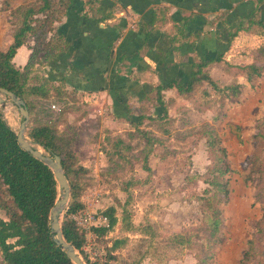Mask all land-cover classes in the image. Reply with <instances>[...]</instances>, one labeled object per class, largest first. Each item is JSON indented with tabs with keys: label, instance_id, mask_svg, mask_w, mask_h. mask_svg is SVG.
Listing matches in <instances>:
<instances>
[{
	"label": "rangeland",
	"instance_id": "1",
	"mask_svg": "<svg viewBox=\"0 0 264 264\" xmlns=\"http://www.w3.org/2000/svg\"><path fill=\"white\" fill-rule=\"evenodd\" d=\"M20 1L27 0H0V16H5L11 28L12 24L18 23L19 18L15 11L19 8L17 6ZM33 1L29 0V3ZM261 17H264L262 11L258 10L256 18L259 20ZM243 27L247 28L246 24H243ZM11 28L12 33L9 32L14 34V29ZM236 28L237 26L232 27L231 31ZM254 58L264 70V49ZM234 60L237 62L235 58ZM237 63L239 69L234 70V84L241 81L240 75L243 74L241 65L245 64H242L241 60ZM46 65L43 63L40 68L37 67L39 70L31 75V83L46 85L50 91H54L48 99H35V108L25 135L31 140L29 133L32 127L50 125L57 130L68 149H77L82 164L87 165L85 167L88 172L80 178V194L73 198L71 193L65 214L72 204L79 203L83 208L78 212L102 214L112 211L117 213L121 220L120 203H124L128 198V194L121 190V184L141 178L145 185L130 187L132 200L129 211L132 222L138 226L140 221L149 219L158 225L157 241L162 243L161 248L166 246L167 240L175 233L193 236L191 247L170 248L165 264H203L206 256L211 258L212 255L214 257L223 255L226 246L232 248L229 255L230 264H264L262 79L258 81V77H252L254 78L252 81L245 83L247 92L243 91L244 86H241L238 93L230 91L229 95H235L230 98V102H234L236 116L234 121L229 122L224 128L223 124L216 122L211 125L213 118L223 117L226 103L220 101L222 94L210 87H200L192 99L186 102L183 100L185 106L177 111V114L181 115V121L178 123H171V119L167 117L163 120L143 121L139 127H136V122L127 125L120 121V124L114 119L110 107H105L103 114H100L101 121L97 116L84 125L77 124L78 121L73 119L83 116V110L86 108L72 105L70 102L72 98L67 95L64 87L60 92H56L58 83L46 84L44 72ZM230 80L231 77L228 78V81ZM7 101L9 105L2 109L3 118L18 134L24 119L17 106L9 99ZM53 105L60 107L61 112L53 111ZM136 110L145 115L152 113V107L146 104L136 107ZM131 111L135 113L132 108ZM245 114H250V117H246ZM237 115L244 116V121L237 120ZM73 116L76 117L72 118ZM215 123L219 124V131L229 130L225 133L227 140L225 138L223 140L228 147L230 163L236 170L231 175L232 180L228 186L229 190L233 188L230 202L218 190L217 183L220 177L216 173L218 164L213 160L215 155L210 156L209 150L202 149L207 140L202 137L204 131L215 128ZM172 128L174 130L181 128L183 131L173 133ZM143 133L153 140L151 149ZM148 149L150 173L144 169ZM207 202L210 203L209 206ZM210 206L212 210L218 209L220 212L222 240L225 244L223 246L208 245L210 232L206 230L203 219L204 211L209 214ZM146 213L152 217L148 218V215L144 217ZM2 216L6 217L4 213ZM121 227L120 221L115 230L105 237L95 233L86 236L84 255L79 253L81 258L84 260L85 255L92 261L101 258L105 254V248L111 246V242L106 241L115 237H129V245L118 251L123 260L129 259L135 253V245L139 243L140 238L138 235L122 233L119 230ZM222 257L226 258L224 255ZM0 264H4L1 253ZM143 264L160 263L146 260Z\"/></svg>",
	"mask_w": 264,
	"mask_h": 264
},
{
	"label": "crops",
	"instance_id": "2",
	"mask_svg": "<svg viewBox=\"0 0 264 264\" xmlns=\"http://www.w3.org/2000/svg\"><path fill=\"white\" fill-rule=\"evenodd\" d=\"M235 1L231 4L228 0H77L49 34L48 40L59 34L65 37L68 46L45 66L46 79L58 84L63 81L64 90L72 98L71 104L86 108L83 116L73 119L84 125L97 116L101 121L105 107H110L117 122L127 125L137 123L140 116L144 117L143 121L168 117L171 123H178L181 115L177 111L185 106L183 100L192 99L200 87H210L220 92V101L226 103L223 117L213 118L211 125L216 122L224 128L236 116L234 102H230L235 95H229V89L238 86L241 90L244 86L246 91L245 83L254 78L250 79L243 67L251 64L261 67L254 57L264 49V28L260 26L264 17L256 18L258 10L264 16V0ZM27 3L29 0L22 1L17 7ZM239 24H246L247 28L228 45L231 28ZM10 28V22L0 16L1 52L8 51L14 42ZM34 44L30 39L18 49L13 59L16 68L23 70L27 66ZM219 54L222 60L203 70L215 86L200 81L190 93L178 90L186 86L197 64ZM234 58L245 63L241 65V81L236 84L234 70L239 68ZM261 79L264 82V76L258 77V81ZM159 86H169L162 92L166 113L160 108L154 90ZM145 104L152 107V113L145 115L136 110ZM237 116L239 121L245 118ZM219 124L211 127L222 140H227L225 133L229 130L219 131ZM172 131L183 129L172 128ZM223 143L228 149L224 140ZM202 149H209L207 140ZM141 185L145 183L138 187ZM0 216L4 218L2 213ZM231 250L226 246L223 252L226 258L219 256L218 264H230Z\"/></svg>",
	"mask_w": 264,
	"mask_h": 264
},
{
	"label": "trees",
	"instance_id": "3",
	"mask_svg": "<svg viewBox=\"0 0 264 264\" xmlns=\"http://www.w3.org/2000/svg\"><path fill=\"white\" fill-rule=\"evenodd\" d=\"M77 0H36L16 9L18 23L12 24L14 29V42L6 52L0 51V87L14 93L24 100L26 108L31 115L35 108V99H48L53 93L50 88L43 84L31 83V75L37 72L43 63L48 62L66 50L68 42L63 36H54L48 40L49 34L54 30V25L60 22L70 11ZM235 1V0H234ZM239 1V0H236ZM235 1V2H236ZM232 4L233 0H228ZM42 16V17H40ZM44 16V18H43ZM237 28L230 31L228 45L237 37L238 33L245 30L242 24L235 25ZM264 28V22L260 24ZM30 39L35 41L33 52L27 66L20 70L16 68L13 59L20 47L26 45ZM222 54L203 60L196 65V70L191 74L185 87H178L180 92L190 93L200 81H207L215 86L204 69L210 64L221 61ZM38 67V68H37ZM37 68V69H35ZM247 76L261 77L264 74L262 66L251 64L243 67ZM46 84L51 83L45 79ZM65 83L59 82L56 92L63 90ZM170 86V85H169ZM169 86H159L154 90L158 95V103L164 113L165 104L162 92ZM238 93L239 87L229 89ZM230 93V92H229ZM231 94V93H230ZM233 94V95H234ZM130 113L128 109V114ZM144 117H138L136 127L143 123ZM148 146L151 149L153 140L145 133ZM207 139L210 156L218 164L216 170L220 181L217 183L220 194L224 195L228 202L232 199L233 188L228 189L231 175L236 172L229 159V152L216 129L204 131ZM29 137L32 141L40 144L52 156H59L65 175L68 179L73 198L80 194V178L88 172L82 164L77 149H68L57 130L50 125H37L32 127ZM42 147H38L43 151ZM145 155L144 169L150 173L148 159L150 150ZM235 181V180H234ZM144 184L141 180L132 179L121 184V190L128 194L124 203H120L122 209L121 220L117 213L107 211L109 227H100L94 233L100 237L107 236L115 230L121 221V232L138 235L140 240L135 245V253L129 259L123 260L118 251L129 245V237H115L106 242L111 246L105 248V254L101 258L92 261L84 256L86 264H143L146 260L165 264L169 257V249L191 247L192 235L175 234L167 240L166 246L161 248L158 242L159 228L149 219L136 226L131 219L129 206L132 200L130 187ZM59 196L58 183L53 171L43 162L35 159L30 153L25 152L18 144L17 133L8 125L3 118L0 108V253L4 264H74L67 253L57 246L51 232L50 214ZM210 202V201H209ZM208 203V206L210 203ZM204 206V205H203ZM205 207V206H204ZM83 206L79 203L72 204L67 210L62 222L63 235L68 243L84 255L86 235L79 230L72 215L77 214ZM209 214L204 211V222L209 233L208 245L223 246L222 221L218 209L209 207ZM118 263H114V262ZM218 257L203 259V264H218Z\"/></svg>",
	"mask_w": 264,
	"mask_h": 264
},
{
	"label": "water",
	"instance_id": "4",
	"mask_svg": "<svg viewBox=\"0 0 264 264\" xmlns=\"http://www.w3.org/2000/svg\"><path fill=\"white\" fill-rule=\"evenodd\" d=\"M8 99L12 102V104L17 106L24 119L20 131L17 134L19 146L25 152L30 153L35 159L47 165L53 171L55 179L58 183L59 196L50 214L51 232L53 235V240L57 246L61 247V249L67 253L68 257L74 264H86L85 261L79 255V252L71 243H68L66 241L63 235L62 217L64 216L66 208L69 205L71 199V188L68 179L65 175L61 158L59 156H52L40 144L27 139L25 132L30 122V113L26 108V103L23 99L17 97L14 93L8 91L5 88L0 87L1 109H5L9 105L7 101ZM38 147H42L44 151H40Z\"/></svg>",
	"mask_w": 264,
	"mask_h": 264
},
{
	"label": "built area",
	"instance_id": "5",
	"mask_svg": "<svg viewBox=\"0 0 264 264\" xmlns=\"http://www.w3.org/2000/svg\"><path fill=\"white\" fill-rule=\"evenodd\" d=\"M52 109L56 113L61 112V108L56 105H53ZM72 219L76 222L79 230L87 237L91 236L96 228L109 227V217L105 213L78 212L72 216Z\"/></svg>",
	"mask_w": 264,
	"mask_h": 264
},
{
	"label": "bare ground",
	"instance_id": "6",
	"mask_svg": "<svg viewBox=\"0 0 264 264\" xmlns=\"http://www.w3.org/2000/svg\"><path fill=\"white\" fill-rule=\"evenodd\" d=\"M40 150V149H39ZM41 151V150H40ZM43 152V151H42Z\"/></svg>",
	"mask_w": 264,
	"mask_h": 264
}]
</instances>
